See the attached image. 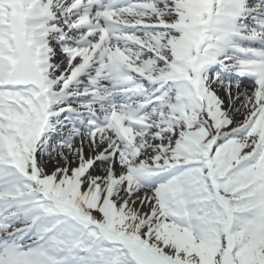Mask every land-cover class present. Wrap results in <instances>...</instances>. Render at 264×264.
<instances>
[{
	"label": "snow or ice",
	"instance_id": "snow-or-ice-1",
	"mask_svg": "<svg viewBox=\"0 0 264 264\" xmlns=\"http://www.w3.org/2000/svg\"><path fill=\"white\" fill-rule=\"evenodd\" d=\"M0 264H264V0H0Z\"/></svg>",
	"mask_w": 264,
	"mask_h": 264
}]
</instances>
